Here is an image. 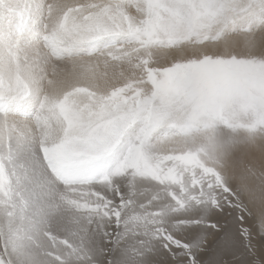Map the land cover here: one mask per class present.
Here are the masks:
<instances>
[{
  "label": "snow or ice",
  "instance_id": "1",
  "mask_svg": "<svg viewBox=\"0 0 264 264\" xmlns=\"http://www.w3.org/2000/svg\"><path fill=\"white\" fill-rule=\"evenodd\" d=\"M0 264H264V0H0Z\"/></svg>",
  "mask_w": 264,
  "mask_h": 264
}]
</instances>
